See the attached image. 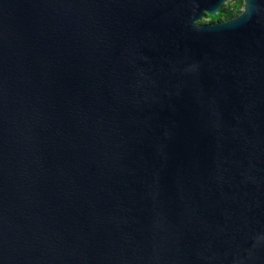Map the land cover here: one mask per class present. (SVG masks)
I'll use <instances>...</instances> for the list:
<instances>
[{
  "label": "water",
  "instance_id": "water-1",
  "mask_svg": "<svg viewBox=\"0 0 264 264\" xmlns=\"http://www.w3.org/2000/svg\"><path fill=\"white\" fill-rule=\"evenodd\" d=\"M0 0V264H264V0Z\"/></svg>",
  "mask_w": 264,
  "mask_h": 264
},
{
  "label": "trees",
  "instance_id": "trees-1",
  "mask_svg": "<svg viewBox=\"0 0 264 264\" xmlns=\"http://www.w3.org/2000/svg\"><path fill=\"white\" fill-rule=\"evenodd\" d=\"M243 7H244L243 0H231L229 4H227L221 9L219 14H217L216 16L207 15L204 19V21L207 20V22L202 21V23L210 24V23L223 22L233 19L242 12Z\"/></svg>",
  "mask_w": 264,
  "mask_h": 264
},
{
  "label": "rangeland",
  "instance_id": "rangeland-1",
  "mask_svg": "<svg viewBox=\"0 0 264 264\" xmlns=\"http://www.w3.org/2000/svg\"><path fill=\"white\" fill-rule=\"evenodd\" d=\"M230 2H231V1H230ZM230 2H229V3H230ZM229 3H228V4H229ZM226 5H227V4H226ZM226 5H225V6H226ZM242 10H243V9H242ZM204 22H207V20H205Z\"/></svg>",
  "mask_w": 264,
  "mask_h": 264
}]
</instances>
